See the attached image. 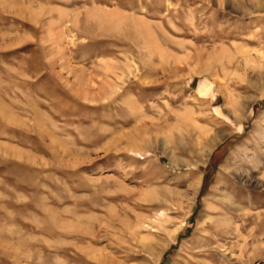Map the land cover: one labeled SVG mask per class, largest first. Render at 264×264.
Masks as SVG:
<instances>
[{
	"label": "rangeland",
	"instance_id": "rangeland-1",
	"mask_svg": "<svg viewBox=\"0 0 264 264\" xmlns=\"http://www.w3.org/2000/svg\"><path fill=\"white\" fill-rule=\"evenodd\" d=\"M0 264H264V0H0Z\"/></svg>",
	"mask_w": 264,
	"mask_h": 264
},
{
	"label": "bare ground",
	"instance_id": "bare-ground-1",
	"mask_svg": "<svg viewBox=\"0 0 264 264\" xmlns=\"http://www.w3.org/2000/svg\"><path fill=\"white\" fill-rule=\"evenodd\" d=\"M197 91L200 97H207L209 95H214L213 82L208 80L203 81Z\"/></svg>",
	"mask_w": 264,
	"mask_h": 264
}]
</instances>
